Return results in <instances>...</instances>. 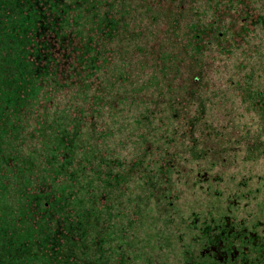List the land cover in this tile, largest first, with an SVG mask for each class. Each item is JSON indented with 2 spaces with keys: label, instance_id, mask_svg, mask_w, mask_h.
Instances as JSON below:
<instances>
[{
  "label": "trees",
  "instance_id": "1",
  "mask_svg": "<svg viewBox=\"0 0 264 264\" xmlns=\"http://www.w3.org/2000/svg\"><path fill=\"white\" fill-rule=\"evenodd\" d=\"M0 160L38 172L47 264H264V0H0ZM129 161L148 206L111 213ZM21 233L0 264H29Z\"/></svg>",
  "mask_w": 264,
  "mask_h": 264
},
{
  "label": "rangeland",
  "instance_id": "2",
  "mask_svg": "<svg viewBox=\"0 0 264 264\" xmlns=\"http://www.w3.org/2000/svg\"><path fill=\"white\" fill-rule=\"evenodd\" d=\"M130 162L131 161L127 163V166L131 168L129 172L122 174V176L116 173L115 171H113L112 173V176L114 177V181L116 182V187L113 189L111 197L108 198L107 200L108 205L106 206L107 210L111 213H115L116 211L115 207L120 203H123L121 204V207H125L128 212L130 211L127 208H133V206L136 205L139 207V210L146 209L148 206V204L146 203V199H147L146 197L149 196L150 191L145 187L140 186L139 184H142L143 182L138 181L142 178V176H138L139 170L142 167L146 168V165L144 164V162L143 163L141 162L133 166L132 165L130 166ZM73 165H74L75 173L77 175V168L75 166L78 165H75V163ZM5 167H6V178L7 180H9V182L5 183L4 181H1L0 183V229L2 230L9 229L10 232H12V230L21 229L22 233L20 238L22 243L25 242L27 239L29 241L28 248L26 244H24L22 247L23 250L27 248L25 255L26 257L30 258V259L26 258L27 261L29 260L30 262H33V264H39V263L47 264L44 262V260H48L50 256L56 257L58 256L59 253L56 244L53 242L51 243V241L47 237V235L52 231H48V233L39 232L38 233L39 242L37 241L38 240L37 237H34V239L36 240L34 243H32V240L29 238L32 237V233H34V231L31 232V234L29 232L27 233L23 232V228H25L26 225L29 224V221H27V218L25 217V215H22L19 209L20 204L30 198V193L33 192L35 187L36 176L38 175V172L37 170H32L31 172L32 178L25 183V189L23 190V187L19 185L22 182H18L17 180L18 177L14 173L15 171L10 169L11 165L6 164ZM98 167H100V165L97 163V161L94 162L92 166L82 165L79 167L78 176H82L81 170H84V172L85 171L89 172L87 173V175L93 174L94 170L97 169ZM116 169L122 172V166H118L116 167ZM149 169L151 168L150 167L147 168L148 174L150 173ZM125 170H127V167L125 168ZM149 176L150 175H147L148 179ZM76 178L77 176L70 178V183L73 184ZM74 185L76 186L74 189H77L79 185L78 181H75ZM100 188H104L103 184H101ZM89 189L90 191L88 192L86 198L84 199L86 201V204L87 205L90 204L89 202L90 199H93L94 203L97 204L94 198H96V200H99L100 197L102 196V192L101 191L97 192V187L93 184H89ZM79 194L81 193L79 192ZM71 202H73V199L71 200ZM71 204L73 203H70V205ZM156 208L159 211L162 210L161 206H157ZM33 214L34 212L32 211L30 212V214L27 213L26 215L28 217H31V215ZM128 219L130 220V217ZM6 222H8L9 225L6 228H2L1 224H4ZM124 222L125 223L127 222L126 217H124ZM147 222H149V224H151L153 228L151 229L152 233L156 232V222L157 224L162 223L161 220H156V214L153 211L145 215L144 224H146ZM109 225L111 226L110 223ZM99 230H101V227H99ZM101 231L102 233L104 232L103 230ZM59 239H60L59 237L57 239H54V242L59 241ZM13 242L16 241L12 240V238L2 239V247L5 250L6 248L8 249L10 245L13 247L15 246V243ZM29 261L28 263L31 264Z\"/></svg>",
  "mask_w": 264,
  "mask_h": 264
}]
</instances>
